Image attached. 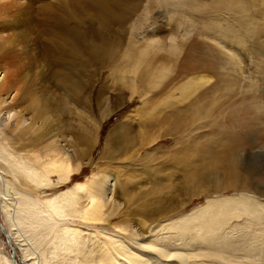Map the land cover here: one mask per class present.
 I'll return each instance as SVG.
<instances>
[{"label":"rangeland","instance_id":"obj_1","mask_svg":"<svg viewBox=\"0 0 264 264\" xmlns=\"http://www.w3.org/2000/svg\"><path fill=\"white\" fill-rule=\"evenodd\" d=\"M83 1H34L18 31L13 26L2 30L5 38L13 35L17 50L0 59V67L15 72L19 85L24 83L38 99V112H23L25 124L39 127L45 121L40 130L35 126L18 141L5 128L20 108L0 112V224L5 230L0 227V256L13 255L15 264H71V259L63 262L55 244L59 227L70 223L79 229L77 223L55 218L42 225L32 211L36 208L40 214L47 198L75 183L107 176L101 191L107 205L104 220L88 228L81 223L88 229L82 228L84 233L105 240L112 237L136 250L133 232H143L138 224L149 225L156 217L152 225L161 223L167 229L151 238L157 240L150 245L186 253L192 257L188 262L211 264L216 256L204 247L212 240L203 237L202 230L215 222H230L226 235L235 239L247 231L250 217L234 219L221 210L220 221L215 213L194 220L197 210L240 194H256L264 206V50L256 47L257 39L264 41V29L262 35L249 33L242 48L229 37L202 36L205 25H222L219 18L201 24L205 18L195 22V10V15L182 16L194 20L196 27L185 28L170 18L175 15L167 4L143 0L132 18L135 30H129L130 37L115 40L116 52L103 56L94 25L80 12ZM245 1L252 14L254 1L264 4V0ZM138 17H144L143 24L138 25ZM251 19L256 25L262 21L258 16ZM194 36L226 53L232 63L211 67L190 59L180 63L179 56L197 51L196 42L189 48ZM14 96L12 92L4 99L10 102ZM64 138L71 145L67 146L71 163L79 169L70 180L59 183L53 175L50 187L23 181L17 168L35 161L27 150L36 144L40 149L52 139L59 147L66 144ZM78 149L82 157L75 152ZM152 213L158 215L151 217ZM88 240L85 237L86 245L81 246L90 255L94 241ZM241 253L230 264L247 260L264 264ZM159 258L145 264H179L177 259Z\"/></svg>","mask_w":264,"mask_h":264},{"label":"bare ground","instance_id":"obj_2","mask_svg":"<svg viewBox=\"0 0 264 264\" xmlns=\"http://www.w3.org/2000/svg\"><path fill=\"white\" fill-rule=\"evenodd\" d=\"M34 1L36 2L37 0H23L22 2H17V0H0L1 60L4 57L8 58L12 51L17 50L16 45H14L13 35L10 34L12 36L8 35L5 38L2 36V30L5 27L10 29L13 26V29L15 28L14 30L18 31L19 25L21 24L20 21H22L21 18L31 13ZM142 1L143 0H84L81 3V14L89 17V23L94 25V29L98 33V49L100 50V55L111 56L118 48V43L116 41L121 42L126 37H130L129 30L131 28H133V31L135 30L132 18L142 6ZM161 2L167 4L168 10L175 15L170 16V18L174 19L175 23L181 25V27H196L194 25L195 22H198L201 18H205L201 24L219 18L221 22L223 21L222 25L219 24L217 26L215 24V28H208L205 25V27H203L204 33L202 36L216 34L217 37L221 39L229 37L232 40L239 41L242 48H244L245 38L249 33L252 35L254 33V35L261 34L260 31L264 29V4L258 5L256 1L253 3V8L255 9L254 14L250 12L249 3L245 0H210V2H207V0H161ZM195 10H198L197 15H195L197 13ZM190 12L195 15L193 16L195 22L194 20H186L182 16L183 14H190ZM254 16H258L262 20L257 25L251 21V17ZM142 18L144 19V17L139 18L141 23L138 25L143 24ZM212 22L214 21H211V23ZM21 33L22 31L19 32V35H21ZM79 39L84 40L81 36ZM191 42L192 44L189 46ZM195 42V46L198 48L197 51H192L191 54L188 55L184 54L183 56H179L180 63H184L187 59L197 64L209 65L210 67L211 65L218 66L219 64L225 66L229 65L230 62L232 63L226 53L215 50L213 46L203 43L196 36L190 40L187 47H192ZM263 42L261 38L259 40L257 39V49L264 50ZM254 43L256 42L254 41ZM18 79L19 77H16L15 72L4 70L0 67V112L3 109L8 111L20 108L16 113L14 121L5 128V131L8 132L7 134H10L8 136L20 141V139H24L25 135L30 134L34 127L37 126L36 123H31L26 126L23 112H38L40 109L36 101L38 99L34 97V93L24 83L19 85ZM28 89H30V92ZM12 92H15V96L10 102H7L4 96H8L9 93ZM24 104L26 105L24 106ZM40 112L44 113L43 111ZM44 121L42 122V126H37L39 130L43 127ZM36 132L37 130L35 128L33 133ZM6 138L8 137L6 136ZM36 139L38 140V138ZM63 142L66 144H61L59 147H56L55 144L57 143V139H52L51 142L49 141L48 144L40 149H37V144L34 145L35 147L28 149V152H32L31 154L34 156L33 161L34 159L35 161L32 162L29 159V161H22L23 163L21 166L19 165L17 168V170L20 168L18 172L21 178L24 179L23 181L30 180L31 183H35L38 186L50 187V177L55 175L58 177L59 183H67L71 176L79 169H75L71 163L72 154L69 149H67V146L71 149V145H69V142H67L65 138ZM75 152L78 156H83L82 150L78 149L77 151L75 150ZM106 177H102L103 179H99L100 181H98V178H90L87 179L86 182L75 183L65 191L47 198L45 203L46 209L40 211L42 215L37 212L36 208L32 211L33 214H36L37 222L42 225L49 223L55 218L60 219V221L74 219V222L77 223L79 229L76 228V226L71 228L72 225L70 223L58 228L57 233L59 232L60 234L57 235L58 241L55 244V248L61 251H58V253H60L59 255H61L63 262L66 260L69 263L71 259V264H145L152 260L159 261V257H161L162 260H164V258L168 260L173 259V261L177 259L179 264H197L196 262H188V259L192 257H187L188 255H185L186 253L183 254L177 251H170L163 247L158 248L150 245L152 241L157 240L151 238L157 237L158 234L163 235L165 233L164 231L167 229V225H161V223L154 226L152 225L156 217L152 218V222H150L149 225H146L144 222L138 224L139 227L142 228L141 231H146L148 236L146 233L145 235L140 231L139 234L133 232L134 236L131 238L134 241L137 240L138 242L136 245L139 246L136 250H132V248L123 244V242L118 244L117 242L120 241L115 240V238L111 239L112 237H107L108 240H105V238L101 239V237H97L98 235L88 233L87 235L84 233V230H88L87 228L91 226L90 223L102 222L104 220V208L107 205L105 196L103 195L104 193H101V191L106 185V181L104 180ZM109 179L110 177L107 178V181H109ZM25 184L27 183L25 182ZM116 186L117 185H115V187ZM110 190L114 191L112 185ZM87 201L88 204H86ZM32 202H34V205L36 204L35 201ZM259 202L260 200L258 201L256 194H240L236 197L222 199L219 201L218 205H212L201 209L197 208V212L194 214V217H192L194 220L209 218L215 213L216 220L220 221L219 213L221 210L225 213L232 214L234 219L241 218L244 215L246 219L248 216L250 217L248 219L250 223L245 225L247 226V231L245 229L244 231L242 230V233L235 237V239L233 234L231 236L226 235L227 231H225V229L230 222L223 223L222 225L215 222L212 224V227L206 226L205 229L202 230L203 235H205L203 237L212 240V242L204 247L212 250L216 256L211 264H230L231 262H237L238 260L236 258L241 252V255L245 257H258L257 259L264 263V206L260 207L261 202ZM157 215V213H152L151 217ZM81 223L87 228L80 227ZM183 225H185V223ZM146 227L147 229L144 230ZM123 230H126V228L124 229L122 227V231ZM66 234L74 236L69 239L70 237H67ZM92 235L94 237H91ZM87 236L90 238V241H94L92 244L94 248H92L93 250L92 253L90 252V255H87V250L83 245L81 246L83 243L86 245L85 237ZM161 238L164 239L165 237L163 236ZM207 239L200 240L196 242V244L200 246L206 242ZM175 249L177 248L175 247ZM135 251H137V253ZM54 254L56 253L54 252ZM13 257L12 255V258L9 256L4 259L1 255L0 264H15V261L12 260ZM200 258L202 261L206 260V257ZM75 259L80 260L75 263ZM251 261H243L242 264H252Z\"/></svg>","mask_w":264,"mask_h":264},{"label":"water","instance_id":"obj_3","mask_svg":"<svg viewBox=\"0 0 264 264\" xmlns=\"http://www.w3.org/2000/svg\"><path fill=\"white\" fill-rule=\"evenodd\" d=\"M0 227L2 228V231L5 233V230H4V228H3V226H2L1 224H0ZM9 244H10L11 249L13 250V254H15V250H14V248L12 247L10 241H9Z\"/></svg>","mask_w":264,"mask_h":264}]
</instances>
